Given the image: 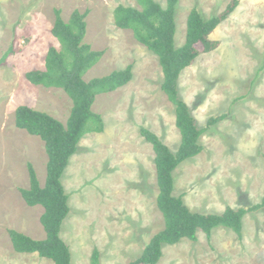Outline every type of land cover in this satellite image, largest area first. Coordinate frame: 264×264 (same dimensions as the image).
<instances>
[{
    "label": "rangeland",
    "instance_id": "rangeland-1",
    "mask_svg": "<svg viewBox=\"0 0 264 264\" xmlns=\"http://www.w3.org/2000/svg\"><path fill=\"white\" fill-rule=\"evenodd\" d=\"M163 8L167 0H155ZM235 0H180L176 45L186 41L187 20L198 7L210 18ZM238 7L212 34L219 47L201 55L179 80V93L200 129L203 152L175 171V196L195 213L222 214L227 207L248 209L264 203V0H237ZM119 6L140 9L136 0H0V264H55L37 254L14 250L10 231L35 240L46 238L42 206L30 207L21 189L30 187L31 164L43 187L48 156L44 142L16 127L20 106L45 112L63 124L73 102L61 89L27 81L28 72L46 68L50 48L61 49L53 36L55 10L69 22L85 13V43L104 51L85 81L133 66V80L99 95L93 111L104 131L85 135L62 178L70 214L60 236L72 264H130L138 259L165 221L157 206L155 152L141 134L155 133L172 152L181 144L175 106L162 90L159 58L130 30L116 26ZM228 117L218 124L209 120ZM243 236L219 227L209 239H183L163 245L158 264H264V207L243 219Z\"/></svg>",
    "mask_w": 264,
    "mask_h": 264
},
{
    "label": "trees",
    "instance_id": "trees-1",
    "mask_svg": "<svg viewBox=\"0 0 264 264\" xmlns=\"http://www.w3.org/2000/svg\"><path fill=\"white\" fill-rule=\"evenodd\" d=\"M140 9L119 6L115 9V24L123 30L133 32L136 40L158 58L164 74L162 90L175 106L176 127L181 135V144L174 153L152 131L142 128L141 134L153 146L157 173V206L165 221L163 231L156 234L146 246L142 255L130 264H158L163 256V245H176L183 239L197 241L198 232L210 239L214 229H231L239 238L243 236V219L249 212L258 211L264 203L248 209L227 207L220 215L192 212L181 197L175 196V171L184 162L196 158L203 152L199 141L206 129H200L191 113L189 105L182 100L178 85L182 73L191 67L201 55L209 54L219 47V42L211 38L219 26L236 10L239 2L233 1L220 15L206 18L195 7L187 20L186 41L181 47L176 45V13L180 0H167L163 8L155 0H136ZM89 11H75L69 22L64 21L60 10H55L53 36L61 49L50 48L44 71L34 70L26 74L28 82L47 89L63 90L72 100L73 108L67 124H63L45 112L28 106L16 110V127L28 134L39 137L45 144L48 156L47 178L42 187L34 167L30 164V187L21 189L25 203L30 207L42 206L44 214L40 222L46 238L35 240L10 231L13 248L21 254H37L55 264H72L68 245L62 240V225L70 214L69 197L65 192L62 178L71 158L78 151L82 138L90 133H102V116L93 111L99 95L110 94L128 85L134 78L133 66L125 70L96 78L89 82L84 77L104 57V51H94L85 43L87 35L86 19ZM12 51L6 53L0 66ZM228 115L209 120V125L224 121ZM92 264H99L97 250L92 255Z\"/></svg>",
    "mask_w": 264,
    "mask_h": 264
}]
</instances>
